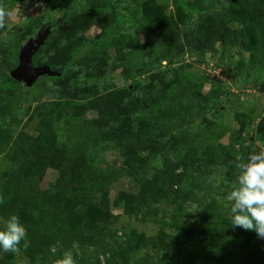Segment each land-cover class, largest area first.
<instances>
[{
  "label": "rangeland",
  "instance_id": "374dc122",
  "mask_svg": "<svg viewBox=\"0 0 264 264\" xmlns=\"http://www.w3.org/2000/svg\"><path fill=\"white\" fill-rule=\"evenodd\" d=\"M182 2L0 0V82L42 26L32 65L65 70L0 93V229L29 241L0 264H264L227 199L264 151V0Z\"/></svg>",
  "mask_w": 264,
  "mask_h": 264
},
{
  "label": "clouds",
  "instance_id": "9594fccd",
  "mask_svg": "<svg viewBox=\"0 0 264 264\" xmlns=\"http://www.w3.org/2000/svg\"><path fill=\"white\" fill-rule=\"evenodd\" d=\"M9 13L0 7V28L5 26V17ZM240 161L237 185L228 195L230 205V225L246 231H254L257 237L264 239V151L249 153L246 157H237ZM195 212V211H194ZM28 247L27 231L19 217L11 214L3 229H0V251L18 252L20 245ZM57 264H77L71 251L65 252Z\"/></svg>",
  "mask_w": 264,
  "mask_h": 264
},
{
  "label": "water",
  "instance_id": "95a60500",
  "mask_svg": "<svg viewBox=\"0 0 264 264\" xmlns=\"http://www.w3.org/2000/svg\"><path fill=\"white\" fill-rule=\"evenodd\" d=\"M49 32L50 26H42L33 38L28 39L25 44L21 46L18 54V65L10 73L12 79L29 85L39 75H59V72L51 70L49 66L42 65L34 67L32 65V56L43 43Z\"/></svg>",
  "mask_w": 264,
  "mask_h": 264
},
{
  "label": "trees",
  "instance_id": "16d2710c",
  "mask_svg": "<svg viewBox=\"0 0 264 264\" xmlns=\"http://www.w3.org/2000/svg\"><path fill=\"white\" fill-rule=\"evenodd\" d=\"M174 1H176L178 3V5L180 6V8H182L183 10H186L189 13H200L201 14V13L204 12V9L199 8L197 6H194V7H191L190 6L189 7V6L185 5L182 2V0H174ZM10 3L12 4L13 1H10ZM115 18H116L117 21H119V20H123L124 17L122 16L121 18H119L118 16H116ZM249 27H251V26L249 25ZM82 44H79L76 47H74L72 49V51H71V54H74L82 46ZM32 61H33L32 63H34L33 58H32ZM58 72H59V75H58L59 77L58 78H60V77H62L64 75L65 70H60ZM17 87H18V82L15 81L14 79H12L11 77H8V78H6V80L0 82V93H5L6 91H15L17 89ZM163 97L164 96L161 95L160 98H163ZM188 234H189L188 232L185 233V235L187 237L191 238V236H189ZM191 239H193V238H191Z\"/></svg>",
  "mask_w": 264,
  "mask_h": 264
}]
</instances>
